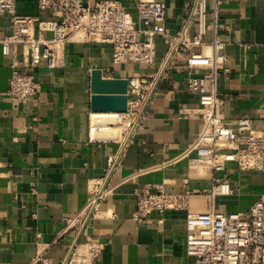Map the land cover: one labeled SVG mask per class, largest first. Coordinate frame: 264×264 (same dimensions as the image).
<instances>
[{"label": "crops", "instance_id": "obj_1", "mask_svg": "<svg viewBox=\"0 0 264 264\" xmlns=\"http://www.w3.org/2000/svg\"><path fill=\"white\" fill-rule=\"evenodd\" d=\"M119 1L136 18L138 0ZM154 1L165 5V29L176 34L190 0ZM219 1L216 34L224 43L229 70H218L216 77L223 118L233 131L240 118L264 131V0ZM206 4L207 22L212 23L214 0ZM16 11L36 16V1L17 0ZM191 32H196L194 24ZM3 33L0 20V38ZM211 38L209 31L202 37L207 45ZM207 45L198 51L211 53ZM166 53L161 43L151 66L115 64L107 45L66 42L57 52L55 68L41 65L36 70L41 93L17 104L6 95L11 58L2 55L0 45V264H61L75 243L101 246L92 264H192L185 253L188 213L244 212L264 197V169L241 172L232 163L228 174L233 195L213 199L198 194L209 189L211 173L189 168L195 153L187 150L201 120L192 113L199 99L187 91L184 56L156 84L142 128L127 146L121 148L120 133L107 135L92 127L93 114L111 113L90 109L91 71L99 69L103 77L114 79L157 77ZM194 74L208 79L210 88L209 70ZM109 154H121V164L105 179ZM185 178L195 192L188 211H168L162 223L156 217L145 224L132 219L135 189L163 184L166 191L179 192ZM100 180L110 190L83 225L79 215Z\"/></svg>", "mask_w": 264, "mask_h": 264}, {"label": "built area", "instance_id": "obj_2", "mask_svg": "<svg viewBox=\"0 0 264 264\" xmlns=\"http://www.w3.org/2000/svg\"><path fill=\"white\" fill-rule=\"evenodd\" d=\"M35 1L38 14L24 16L17 14V0H0V20L4 24L0 45L2 55L11 58L12 73L6 95L12 101L26 104L41 93L42 84L36 70L41 65L55 68L57 52L66 42L104 44L111 49L113 63L143 66L154 64L156 48L162 43L167 46V53L160 74L157 77L134 75L126 79L127 108L120 113L121 148L140 132L158 81L176 58L184 56L189 73L187 91L199 99L192 113L201 120L200 132L187 150L195 153L189 168L206 169L211 173L209 189L198 194L213 199L233 195L228 174L230 163L241 172L264 169V131L253 128L249 118H240L233 131L222 115L224 103L217 93L216 77L218 70L224 73L229 70L225 67L224 43L216 34L219 0H214L212 23L207 22L206 0H190L176 34L166 31V7L154 0H138L136 18L119 0H101L95 4L84 0ZM193 24L194 33L191 32ZM208 31L212 38L207 45L202 37ZM206 45L211 53L198 51ZM18 48H21L20 54ZM197 70L210 71V88L208 79L194 74ZM120 164L121 154H109L105 179ZM189 180H183V190L179 192L166 191L163 184H145L135 189L132 219L145 224L156 217L155 221L162 223L168 211H188L190 197L195 194L188 188ZM93 187V196L79 215V223L83 225L110 190L101 180ZM185 228V253L192 264H264L263 196L244 212L188 213ZM101 249L94 243H75L61 264H92Z\"/></svg>", "mask_w": 264, "mask_h": 264}, {"label": "water", "instance_id": "obj_3", "mask_svg": "<svg viewBox=\"0 0 264 264\" xmlns=\"http://www.w3.org/2000/svg\"><path fill=\"white\" fill-rule=\"evenodd\" d=\"M127 81L103 77L102 71L90 73V109L93 113H124L127 108Z\"/></svg>", "mask_w": 264, "mask_h": 264}, {"label": "bare ground", "instance_id": "obj_4", "mask_svg": "<svg viewBox=\"0 0 264 264\" xmlns=\"http://www.w3.org/2000/svg\"><path fill=\"white\" fill-rule=\"evenodd\" d=\"M120 118V114H93L91 117V124L94 129L102 130L104 131H113L106 128L105 124H108V122H111L110 124L118 123V120ZM109 127V126H108ZM121 131V129H119ZM120 133V132H119Z\"/></svg>", "mask_w": 264, "mask_h": 264}, {"label": "rangeland", "instance_id": "obj_5", "mask_svg": "<svg viewBox=\"0 0 264 264\" xmlns=\"http://www.w3.org/2000/svg\"><path fill=\"white\" fill-rule=\"evenodd\" d=\"M111 122H108V124H105L106 125V128L107 130L110 129L112 130V128L114 129L113 131H104L106 132L107 135H113V134H119L120 130L121 129V117L119 118L118 120V123H114V124H110ZM109 126V127H108Z\"/></svg>", "mask_w": 264, "mask_h": 264}]
</instances>
